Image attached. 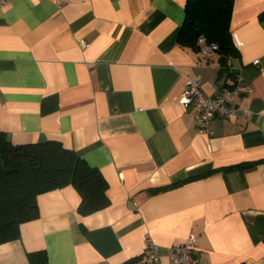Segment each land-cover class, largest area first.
<instances>
[{
    "label": "crops",
    "instance_id": "crops-1",
    "mask_svg": "<svg viewBox=\"0 0 264 264\" xmlns=\"http://www.w3.org/2000/svg\"><path fill=\"white\" fill-rule=\"evenodd\" d=\"M186 0H8L0 5V131L12 144L57 141L100 170L110 205L87 216L65 186L0 245V264H157L196 236V264H264V0H234L231 69L180 45ZM198 45V44H197ZM237 76V112L198 132L179 102L198 77L211 97ZM242 164V169L223 170Z\"/></svg>",
    "mask_w": 264,
    "mask_h": 264
},
{
    "label": "trees",
    "instance_id": "trees-1",
    "mask_svg": "<svg viewBox=\"0 0 264 264\" xmlns=\"http://www.w3.org/2000/svg\"><path fill=\"white\" fill-rule=\"evenodd\" d=\"M234 0H186L180 45L198 49L197 40L217 46L221 71L234 75L229 60L237 56L230 20ZM235 85V83H234ZM233 85V86H234ZM232 86V87H233ZM231 87V88H232ZM239 164L223 170L242 169ZM72 186L80 197L77 212L87 216L110 205L108 183L99 169L57 141L14 145L0 131V245L20 239V226L39 217L37 198ZM28 264H49L45 250L27 252ZM131 259L123 264H139Z\"/></svg>",
    "mask_w": 264,
    "mask_h": 264
},
{
    "label": "built area",
    "instance_id": "built-area-1",
    "mask_svg": "<svg viewBox=\"0 0 264 264\" xmlns=\"http://www.w3.org/2000/svg\"><path fill=\"white\" fill-rule=\"evenodd\" d=\"M8 0H0V5L5 4ZM232 41L236 46L240 43L235 34L231 35ZM199 54L207 57L217 51L215 44L207 43L203 37L197 40ZM249 89L243 85L242 78L237 76L235 85L230 89H225L216 96H207L200 89L199 78H191L185 82L183 92L179 98V102L184 105L193 104L198 109L196 116V124L198 132L207 130L209 134H213L209 130V126L215 118H228L234 116L237 109L232 105V99L243 93H247ZM196 246V236L191 234L180 245L173 246L169 249L168 257L171 264H196L193 257V250ZM146 264H157L159 261V253L157 246L153 242L148 241L146 246Z\"/></svg>",
    "mask_w": 264,
    "mask_h": 264
}]
</instances>
